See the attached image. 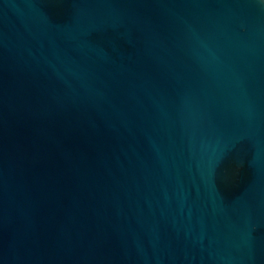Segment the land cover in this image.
<instances>
[{
	"label": "water",
	"instance_id": "obj_1",
	"mask_svg": "<svg viewBox=\"0 0 264 264\" xmlns=\"http://www.w3.org/2000/svg\"><path fill=\"white\" fill-rule=\"evenodd\" d=\"M0 264H264V0H0Z\"/></svg>",
	"mask_w": 264,
	"mask_h": 264
}]
</instances>
